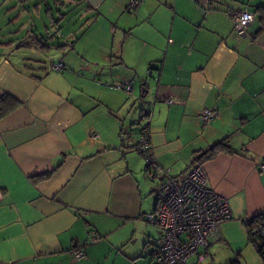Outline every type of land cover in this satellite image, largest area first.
Listing matches in <instances>:
<instances>
[{
  "label": "crops",
  "instance_id": "1",
  "mask_svg": "<svg viewBox=\"0 0 264 264\" xmlns=\"http://www.w3.org/2000/svg\"><path fill=\"white\" fill-rule=\"evenodd\" d=\"M40 1L0 0V96L20 101L0 118V264H152L145 248L161 233L143 217L156 205L135 150L143 111L172 175L228 140L198 163L232 216L196 264H262L242 219L264 211V0H141L132 12L129 0H54L87 19L65 32L58 9L36 27ZM240 7L255 13L245 34L226 14ZM45 48L66 57L35 58ZM124 81L131 92L113 87ZM137 87L149 108L131 102ZM204 109L216 111L206 123Z\"/></svg>",
  "mask_w": 264,
  "mask_h": 264
},
{
  "label": "built area",
  "instance_id": "2",
  "mask_svg": "<svg viewBox=\"0 0 264 264\" xmlns=\"http://www.w3.org/2000/svg\"><path fill=\"white\" fill-rule=\"evenodd\" d=\"M140 1L129 0L126 10H136ZM226 14L239 34H245L255 18V13L246 7L227 9ZM51 69L61 71L63 63H52ZM113 87L131 92V81ZM167 101L172 103L173 99ZM147 113H142L144 123L135 150L143 157L147 177L158 181L155 187L156 205L143 217L160 229L161 236L158 243L146 246L145 255L151 258L152 264H190L189 258L196 256L191 263L196 264L204 259L211 242L218 238L220 225L231 218V208L225 196L209 187L206 173L200 164L194 163L180 175H172L169 169L158 164L150 142L149 126L145 122ZM215 115L214 109H204L201 120L206 123ZM260 169L264 170V163ZM247 221L248 217L242 219L243 223ZM260 232L264 235V229ZM99 239L97 234L91 233L90 242ZM72 255L80 259L84 257V252L81 248L74 249Z\"/></svg>",
  "mask_w": 264,
  "mask_h": 264
},
{
  "label": "rangeland",
  "instance_id": "3",
  "mask_svg": "<svg viewBox=\"0 0 264 264\" xmlns=\"http://www.w3.org/2000/svg\"><path fill=\"white\" fill-rule=\"evenodd\" d=\"M45 1H46V3L44 2V0L40 1V3H38V6H39L38 10H39V13H40L39 15H37L36 11L34 10V7H35L36 3H32V4L29 5V6H31V8L29 9V13H30L29 16L33 20H35L36 27L39 30L40 29L42 30L43 23H45V24L48 23V15L45 13L46 11H49L50 15L56 21H58L59 17H60V16H58L57 9L62 13V16L65 17V20L63 22H61V27L64 28V32L67 31L68 29H71V28L73 30L77 31L78 29H80L82 27V24H84L86 22V20H87V19L84 20L83 18L81 19V18H79L77 16L75 3L72 4V5H68L66 7H62V6L58 5V4H55L54 0H45ZM61 1H63V0H61ZM35 31H36V29L34 28V32ZM43 34H44V32H43ZM44 37H45V34H44ZM54 42H57V41H54ZM71 54H73V53L70 52V55ZM65 57L66 56H62L61 57L60 53H58L56 50L45 48L41 53H38V55L35 58L41 59V60L44 59V60L47 61V58L50 60V59H59V58L63 59ZM70 58H71V56H67V60L70 59ZM64 61L66 63V60H64ZM18 63H20V62L18 61ZM63 69H64V67H63ZM65 70H67V66H65ZM36 74L41 75L42 73L37 72ZM86 76H89V75H86ZM87 78H89V77H87ZM76 80H77V78H75V79L72 78V81L75 82V83H76ZM135 92H136L135 93V98L132 99L131 102H135L136 101V102H138V106H142L144 108H146V107L149 108L150 106H147V104L143 103L144 102V98H140L138 87L135 89ZM153 181H154V183H152ZM152 182H151V186L153 187V185H154V189H153V192H151L150 196H151V199H154V197H155V187H156L158 181L152 180ZM208 185H209V183H208ZM209 187L212 188L210 185H209ZM159 235L160 234H158V237H159ZM152 244H154V243H152ZM227 254H228L227 250H224V249H223L222 252H220V255H222L223 257L227 256ZM195 259H196V256H193V257L189 258V263L191 264L192 262L195 261ZM200 264H203V263L201 262ZM229 264H231V261H230Z\"/></svg>",
  "mask_w": 264,
  "mask_h": 264
},
{
  "label": "trees",
  "instance_id": "4",
  "mask_svg": "<svg viewBox=\"0 0 264 264\" xmlns=\"http://www.w3.org/2000/svg\"><path fill=\"white\" fill-rule=\"evenodd\" d=\"M257 10L260 11V18L264 20V6H259ZM261 29H264V21H262ZM19 105L20 101L10 97L8 94L0 96V118ZM220 151H230L229 143L226 138L219 140L207 149L198 152L194 160L197 161V163L203 162L204 160L214 157ZM50 175L51 172L49 171L36 176L35 179L48 178ZM244 225L247 228L249 241L256 247V250L262 259V264H264V235L260 232L261 229H264V211L248 217V221L245 222ZM231 264H238V261L233 260L231 261Z\"/></svg>",
  "mask_w": 264,
  "mask_h": 264
},
{
  "label": "water",
  "instance_id": "5",
  "mask_svg": "<svg viewBox=\"0 0 264 264\" xmlns=\"http://www.w3.org/2000/svg\"><path fill=\"white\" fill-rule=\"evenodd\" d=\"M142 98L144 97V95L142 94V96H141Z\"/></svg>",
  "mask_w": 264,
  "mask_h": 264
}]
</instances>
